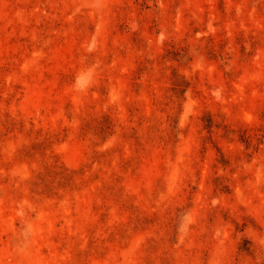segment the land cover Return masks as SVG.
<instances>
[{
	"label": "rangeland",
	"instance_id": "1",
	"mask_svg": "<svg viewBox=\"0 0 264 264\" xmlns=\"http://www.w3.org/2000/svg\"><path fill=\"white\" fill-rule=\"evenodd\" d=\"M0 264H264V0H0Z\"/></svg>",
	"mask_w": 264,
	"mask_h": 264
}]
</instances>
